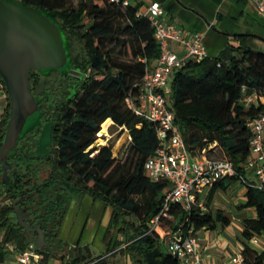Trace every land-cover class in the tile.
<instances>
[{"label": "trees", "instance_id": "trees-1", "mask_svg": "<svg viewBox=\"0 0 264 264\" xmlns=\"http://www.w3.org/2000/svg\"><path fill=\"white\" fill-rule=\"evenodd\" d=\"M36 8L58 24L64 33L71 65L86 73L77 95L55 109L52 123L53 149L47 155H35V140L26 143L27 133L8 163V185L2 183L0 165V261L3 247L12 243L22 252L28 247L27 237L12 218L13 203L40 220L47 233L49 253L40 254L44 263L58 245L57 231L71 201L88 195L112 211L107 237L123 234L126 246L119 253L139 264H177L163 240L176 234L194 236L201 230L224 229L229 220L221 211H210L217 191L225 192L240 184L245 160L249 156L251 134L247 127L261 109L245 107L242 90L248 93L264 90V51L246 46L228 47L219 56L199 63L190 62L177 71L170 83V109L187 150L193 157L218 151L221 158L233 163L236 175L219 181L209 191L201 211H184L170 205L167 217L161 218V235L147 232V223L159 215L163 207L164 182H151L142 172L147 157L160 146L152 124L137 117L125 105L127 98L139 94L141 80L155 66L160 46L153 27L141 8L130 2L108 0H14ZM74 1L76 2L74 4ZM80 48H75V46ZM52 74V73H51ZM56 75H64L54 72ZM41 74L31 71L32 94L51 95ZM46 78V77H44ZM6 105L0 119V146L8 120L9 101L0 78ZM127 131L126 158L114 157L109 145H96L101 125L110 122ZM49 174L40 179L42 169ZM61 199L57 202L56 195ZM252 210L241 220V240L245 264H264V250L247 244L255 236L264 235V190L247 188L239 208ZM191 232L189 233V231ZM112 232V233H111ZM111 233V234H110ZM115 243V248L119 247ZM65 264H84L96 258L81 249ZM94 264H107L102 259Z\"/></svg>", "mask_w": 264, "mask_h": 264}, {"label": "built area", "instance_id": "built-area-1", "mask_svg": "<svg viewBox=\"0 0 264 264\" xmlns=\"http://www.w3.org/2000/svg\"><path fill=\"white\" fill-rule=\"evenodd\" d=\"M108 1L127 6L132 0ZM247 1L256 14L264 18V0ZM137 16L146 17L153 27L154 39L160 46V56L155 66L144 73L139 94L134 98H127L125 105L137 117L153 125L160 142L155 152L144 161L142 172L151 182L166 183V188L162 192V210L157 217L147 223L148 233L157 232L161 235L160 220L167 217L170 205H179L182 210L188 212L194 208L206 212L202 204L205 194L219 181L235 176L236 172L229 160L191 156L174 123L170 109V83L173 75L190 62L199 63L208 58L202 36L168 22L163 7L156 1L142 6ZM169 42L178 45L179 53H174L168 48ZM242 93L244 106L259 108L261 112L247 124L251 134L249 156L242 165L243 176L239 177V181L245 190L247 188L264 190V90L248 93L243 89ZM129 141L127 135V143ZM248 176L251 179H248ZM165 241L167 252L177 260V264H202L201 245L195 236L183 237L176 234ZM247 244L257 251L264 250V235L253 236ZM102 259L104 257L84 264H94ZM229 260L230 264H245L243 245L239 246ZM19 264L46 263L42 262L40 254L34 251V247L28 245L19 255Z\"/></svg>", "mask_w": 264, "mask_h": 264}, {"label": "crops", "instance_id": "crops-1", "mask_svg": "<svg viewBox=\"0 0 264 264\" xmlns=\"http://www.w3.org/2000/svg\"><path fill=\"white\" fill-rule=\"evenodd\" d=\"M151 1L161 4L168 22L187 31L199 33L208 58L219 56L228 47L240 45L264 51V18L256 14L247 0H132L131 2L142 7ZM168 48L174 53L180 51L175 42H169ZM5 105V94L0 84V119ZM202 158L205 156H201ZM248 177L251 179L250 176ZM232 186L225 192L228 193L229 201L232 202L238 215L234 217L225 213L231 221L223 231H220V228L214 231L201 229L194 234L200 241L202 264H230L231 255L243 245L242 240L237 239L233 234L232 220L236 219L238 222L235 229L240 235L241 220L252 215V210L239 209L244 203L245 190L234 193L237 186ZM220 192L222 191L215 193L213 201L218 200ZM208 193L202 199L203 207ZM218 210L224 215L222 208H215L213 212ZM111 215L110 208L88 195L71 201L57 231L59 243L46 264H65L74 257L76 249L83 250L92 258L104 257L107 264H139L128 255L119 253L126 244L124 237H120L117 232L112 235V239L107 237ZM162 240L164 242L162 246L164 245L165 248L166 241ZM115 243H119L120 246L115 248ZM2 252L4 256L0 264H19L21 252L16 250L12 243L5 244Z\"/></svg>", "mask_w": 264, "mask_h": 264}, {"label": "water", "instance_id": "water-1", "mask_svg": "<svg viewBox=\"0 0 264 264\" xmlns=\"http://www.w3.org/2000/svg\"><path fill=\"white\" fill-rule=\"evenodd\" d=\"M68 56L64 33L46 13L14 0H0V78L9 101L8 120L0 146L2 183L5 186L9 180L10 156L18 142L39 125L42 116L38 101L31 92L29 75L31 71L42 76L51 72L78 74ZM24 211L16 200L12 210L15 224L24 232L28 245H32L35 252L49 253L41 222L32 226L30 214Z\"/></svg>", "mask_w": 264, "mask_h": 264}, {"label": "rangeland", "instance_id": "rangeland-1", "mask_svg": "<svg viewBox=\"0 0 264 264\" xmlns=\"http://www.w3.org/2000/svg\"><path fill=\"white\" fill-rule=\"evenodd\" d=\"M76 2L74 1V4ZM75 48H80L79 46H75ZM69 53V60L71 63V56L70 52ZM52 73V74H51ZM49 75L42 77V81L46 82V86L51 89V84L55 82L57 75L53 74L54 72H51ZM58 73V72H57ZM2 89V86H1ZM52 121L46 119L42 120L40 118L39 125L35 128V150L34 153L35 155H47L53 149V140H52ZM99 136L97 137L98 139L96 140V145L98 146H104V145H109L112 147V151L114 152V156H119L121 155L122 159L126 158L125 150L124 147L127 144V131L125 130H120L114 127L111 122H108L104 124L101 127V130L99 132ZM123 138V139H121ZM212 158H221V154L218 151H215L212 155ZM50 168L48 166L44 167L42 169V173L40 176V179H44L47 177L49 174ZM237 186V189L234 190V193H236L238 190H245L244 186L237 183L235 184ZM234 187V185L232 186ZM230 191V190H229ZM227 192H220V197H218V200H214L211 206L210 211H214L215 208H222L224 210V216L228 218L229 222L231 221L230 218L225 214L229 213L231 216H237L238 214L235 213V208H233L232 202L229 201V198ZM59 195V194H58ZM0 204H4L2 200L0 199ZM208 211V210H207ZM233 222V234L237 239H242L240 235H238V232L235 229V226L238 225V222L236 219L232 220ZM220 231H223V229ZM120 237L123 238V234H120ZM123 244V243H122Z\"/></svg>", "mask_w": 264, "mask_h": 264}, {"label": "flooded vegetation", "instance_id": "flooded-vegetation-1", "mask_svg": "<svg viewBox=\"0 0 264 264\" xmlns=\"http://www.w3.org/2000/svg\"><path fill=\"white\" fill-rule=\"evenodd\" d=\"M73 69L78 74L68 75V74L63 73L64 75H57L55 82L51 84V95L50 96L48 94H44L43 97L41 96L35 97L38 101V106L42 113V116H41L42 120L48 119L53 122L55 119L54 109L62 102L72 100L77 95V93L80 91L81 87L83 86V83L85 82L87 74L82 73L78 68H73ZM101 127H100V130H101ZM100 130L97 133V137L100 135L99 134ZM35 136H36L35 132L30 134L28 136V139L26 140V143H30L31 139L34 140ZM22 140L23 138L18 142V145L19 143L22 142ZM20 145H22V143ZM39 156H43V155H39ZM57 196L58 194L56 195L55 199L58 202L61 199V196L59 195L58 199H57ZM24 213H29V212L25 209ZM29 221L31 222L32 226H36L38 222H41L40 220L35 221L33 217H31V214L29 215ZM41 229L44 230L42 222H41ZM46 237H47V233H46Z\"/></svg>", "mask_w": 264, "mask_h": 264}, {"label": "bare ground", "instance_id": "bare-ground-1", "mask_svg": "<svg viewBox=\"0 0 264 264\" xmlns=\"http://www.w3.org/2000/svg\"><path fill=\"white\" fill-rule=\"evenodd\" d=\"M121 139H123V138H121Z\"/></svg>", "mask_w": 264, "mask_h": 264}]
</instances>
